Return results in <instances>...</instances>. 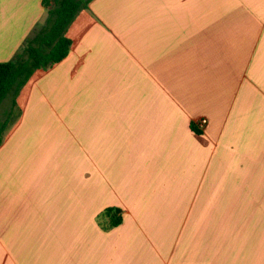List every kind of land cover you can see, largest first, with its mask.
Instances as JSON below:
<instances>
[{
    "label": "crops",
    "instance_id": "0c3cea01",
    "mask_svg": "<svg viewBox=\"0 0 264 264\" xmlns=\"http://www.w3.org/2000/svg\"><path fill=\"white\" fill-rule=\"evenodd\" d=\"M45 17L0 0V62ZM67 37L0 146V264H264V0H93Z\"/></svg>",
    "mask_w": 264,
    "mask_h": 264
},
{
    "label": "trees",
    "instance_id": "16d2710c",
    "mask_svg": "<svg viewBox=\"0 0 264 264\" xmlns=\"http://www.w3.org/2000/svg\"><path fill=\"white\" fill-rule=\"evenodd\" d=\"M92 1L42 0L45 20L35 26L13 59L0 62V108L5 99H12L9 110L0 119V146L14 115H20L16 100L21 90L36 71L48 70L68 56L73 44L67 37L68 28ZM192 127L197 133L201 132L195 125ZM97 222L104 230L115 228L123 222V211L117 207L107 208L98 215Z\"/></svg>",
    "mask_w": 264,
    "mask_h": 264
},
{
    "label": "rangeland",
    "instance_id": "374dc122",
    "mask_svg": "<svg viewBox=\"0 0 264 264\" xmlns=\"http://www.w3.org/2000/svg\"><path fill=\"white\" fill-rule=\"evenodd\" d=\"M69 29V28H68ZM33 80V79H32ZM32 80H30L31 82H32ZM30 82V83H31ZM20 101H21V99H20ZM11 102H12V99H11V97H8L7 99H5V101L3 102V104H2V106H1V108H0V119H2L3 117H4V115H5V113L9 110V108H10V105H11ZM19 108V107H18ZM37 108H38V106H37ZM20 110V113L22 112L21 111V109H19ZM38 112V111H37ZM36 112V113H37ZM40 113V112H39ZM15 117L17 116V115H14ZM47 126H46V131L47 132H50L51 131V129H52V127H50L49 126V124L50 123H45ZM51 125H52V123H51ZM61 130H62V138H61V141H60V146H62V148H65V147H69V145H70V137L68 136V132L69 131H67V128L63 125L62 126V128H61ZM36 131H37V133H40L41 131H40V129L39 128H37L36 129ZM44 142H48V140L47 141H44ZM47 144V143H46ZM46 144H44V146H46ZM57 144V143H56ZM47 145H49V143L47 144ZM49 155V154H48ZM60 155H51V161L49 162V160L48 161H46V163L44 164V167H46V166H48L49 164H51V163H53V162H57L58 161V158H60V157H62V163L65 165V162L66 161H68V159L70 158V157H73V158H75L76 159V161H77V163H78V170L76 171L77 172V178H80V177H82V175H84V173H85V171H81V170H84V169H82V168H84V167H82L81 166V164H82V154H69L68 153V151H67V156H65V157H63V155L62 156H60ZM42 157H44V156H42ZM40 158V156H38L37 155V157H33L32 156V158H31V165L32 166H34L33 167V169H34V171H33V175H35L38 171L37 170H39V169H41L42 170V168H43V166H41L42 165V162L40 161L41 159H39ZM67 163V162H66ZM69 163V162H68ZM41 166V167H40ZM40 167V168H39ZM39 168V169H38ZM64 168V167H63ZM72 168V167H71ZM37 171V172H36ZM75 172V170H73V169H70V173L72 174V173H74ZM55 173H57V171H55ZM59 174V173H58ZM64 179V169H62V172H61V174H60V177H58V179ZM67 179V178H66ZM62 181V180H61ZM70 186H72V185H66V184H63V185H60V187H61V190H66V189H68ZM74 187V186H73ZM72 187V188H73ZM81 187L80 186H77V189H80ZM98 217V216H97ZM192 221V218L190 219V222ZM197 226H198V224H196ZM37 237H36V235L34 236V235H31V240H32V242L34 243V245L32 244V247L31 248H33L34 246L36 247V239ZM35 251H37V249L35 248ZM34 251V254H33V257H35V258H37L38 257V255H37V257H36V252ZM33 251L31 250V253H32Z\"/></svg>",
    "mask_w": 264,
    "mask_h": 264
},
{
    "label": "built area",
    "instance_id": "2783aa9c",
    "mask_svg": "<svg viewBox=\"0 0 264 264\" xmlns=\"http://www.w3.org/2000/svg\"><path fill=\"white\" fill-rule=\"evenodd\" d=\"M207 123V120L206 119H203L199 122L198 126L199 127H203L205 124Z\"/></svg>",
    "mask_w": 264,
    "mask_h": 264
}]
</instances>
